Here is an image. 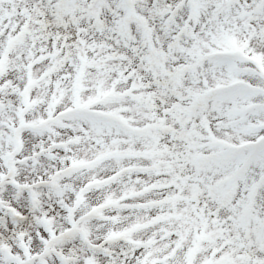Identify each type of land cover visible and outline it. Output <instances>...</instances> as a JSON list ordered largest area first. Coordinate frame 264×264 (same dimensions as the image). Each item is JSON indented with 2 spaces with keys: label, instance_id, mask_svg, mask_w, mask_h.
Returning <instances> with one entry per match:
<instances>
[{
  "label": "snow or ice",
  "instance_id": "snow-or-ice-1",
  "mask_svg": "<svg viewBox=\"0 0 264 264\" xmlns=\"http://www.w3.org/2000/svg\"><path fill=\"white\" fill-rule=\"evenodd\" d=\"M0 264H264V0H0Z\"/></svg>",
  "mask_w": 264,
  "mask_h": 264
}]
</instances>
